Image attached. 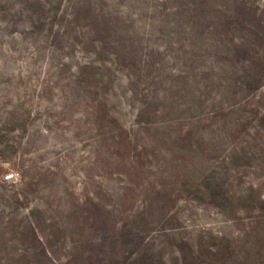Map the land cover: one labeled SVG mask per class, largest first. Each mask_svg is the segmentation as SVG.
<instances>
[{"label": "rangeland", "instance_id": "rangeland-1", "mask_svg": "<svg viewBox=\"0 0 264 264\" xmlns=\"http://www.w3.org/2000/svg\"><path fill=\"white\" fill-rule=\"evenodd\" d=\"M0 264H264V0H0Z\"/></svg>", "mask_w": 264, "mask_h": 264}]
</instances>
